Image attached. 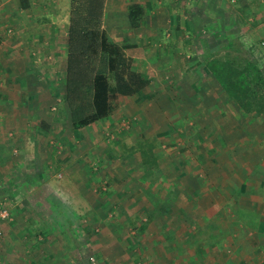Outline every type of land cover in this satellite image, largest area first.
Listing matches in <instances>:
<instances>
[{
  "label": "rangeland",
  "instance_id": "374dc122",
  "mask_svg": "<svg viewBox=\"0 0 264 264\" xmlns=\"http://www.w3.org/2000/svg\"><path fill=\"white\" fill-rule=\"evenodd\" d=\"M173 1L166 5L173 20L165 13L159 18L168 26L170 21L179 26L165 27V35L176 41L183 36L192 47L181 50L179 43L176 57L163 56V65L159 59L151 65V88H161L159 94L151 92L144 100L148 103L139 109L123 99L124 112L115 109L113 124L105 118L78 131L69 111L60 113L63 102L55 99L50 105L52 115L57 111L53 127L43 122L49 114L42 107L32 126L34 138L17 146L8 134L7 146H0V213L6 209L9 214L0 217V264H256L264 260V115L244 113L203 67L211 54L226 51L223 46L231 38L237 45L243 43L264 68V0H193L192 8L183 5L186 0L176 6ZM157 28L150 33L156 35ZM195 82L203 88H195ZM183 112L189 121L176 129L178 122L172 118ZM130 116L145 118L144 131L140 122L137 125L139 120L129 123ZM195 121L202 127H195ZM182 132L183 139L194 133L201 147L186 150L188 155L175 153L184 147L178 140ZM201 132L206 134L200 137ZM141 139L153 144L146 147L156 152L155 160L151 156L154 170L142 164ZM178 156L198 164V178L188 186L191 182L184 177L187 186L176 188L174 200L160 194L156 167L171 165ZM173 172L161 171L171 178ZM77 174L78 184L71 180ZM242 208L256 210L258 217L237 219V209Z\"/></svg>",
  "mask_w": 264,
  "mask_h": 264
},
{
  "label": "crops",
  "instance_id": "0c3cea01",
  "mask_svg": "<svg viewBox=\"0 0 264 264\" xmlns=\"http://www.w3.org/2000/svg\"><path fill=\"white\" fill-rule=\"evenodd\" d=\"M71 1L72 0H0V146H7L5 140L8 139V134L13 136V141L17 146H21L22 142L26 144V138H34L32 129H34L33 127L39 120V110H42V107L43 110L45 109V111H48L47 114H49L42 118L43 122L50 126L53 120L57 119L55 118L57 111L55 115H52L50 112V110L53 109H50V105L54 103L55 99L63 102L61 104L60 113H63L64 110L68 112L67 104L64 100V81L68 55L67 47L69 40ZM130 3H140L145 10V18L140 27L133 28L130 24L128 11V5ZM167 3V0H106L105 2L103 27L106 30L109 41L120 48L126 57L131 59V70L139 73L142 78L147 81L142 88L132 94H114L115 97L113 96L114 98L111 99L112 106L114 105L115 108L113 113L107 117L108 119L110 118V120L114 119L117 111L115 110L116 108L122 111L125 105L124 100L128 101V103L133 102L134 106L139 109L141 108L140 106H144V104L148 103L144 102V100L152 95L151 92L154 91V94H159L157 92L161 91V88L152 90L151 87L153 85L150 79L153 74V67H151V65L155 64L157 59H159L160 65H163L164 62L161 60L163 56L176 57V53L178 54L180 51V47L178 46L179 43L183 47L181 50H191L190 47H192V45H190V41H187L183 36H178L179 40L177 41L167 39L165 27H167L168 24L164 23V21L161 22V18H159L165 13L170 20H173L171 18L172 15L166 12L167 8L170 10L169 6L166 7ZM178 3H180V0L173 1L171 4L176 6ZM192 3H194L193 0L183 1V5H188L191 8ZM108 20H111V22L108 23ZM176 20L178 19L176 18L175 21ZM169 26H175L177 28L179 25H177L176 22L171 24L170 21ZM185 26L187 27L188 23H186ZM154 27H159L157 28L156 35L150 33V31L156 32ZM158 32L160 35H158ZM183 43L185 44L183 45ZM169 45L175 49L172 50L168 47ZM197 85L203 88L198 82H195L193 86L196 88ZM111 87H113L112 84ZM158 97L159 96H156L155 98ZM131 110L134 111V113L136 112V109ZM169 114L171 115V113ZM147 118L150 119V116H147ZM189 118L187 113L184 115V112L182 115L172 118L173 121L176 123L178 122L175 128L178 129L180 126H183V123L189 121ZM127 119L129 123L134 122V124L135 121L139 120L137 125H139L140 122L139 129L142 126L144 131L145 126L142 124V118L130 116ZM113 121L114 120H111L110 123L113 124ZM101 122L102 120L95 122V124ZM195 122H197L195 127H202L201 123H198V121ZM3 123L9 124V128H4L5 126ZM90 125L83 127L84 130ZM78 130L80 129H77V131ZM205 134L206 133H203L200 137H203ZM179 135L178 140L183 143L184 147L182 146L181 150L184 152L175 150V153L188 155L189 153L186 152V150H190L192 147H201L202 143H198L199 137L195 136L194 133L187 139L182 138V136H185L184 132ZM141 136L142 138H148L145 134ZM152 137L159 139L157 136ZM141 141H144V139H141ZM219 141L220 139L218 142ZM176 143L178 144L179 142L176 141ZM149 145L153 148L152 142H150ZM28 150L32 149L30 148ZM154 154L156 155V152ZM218 155L219 152L216 156ZM186 161H183V158L178 156L174 157V163L171 165L167 166L165 163L159 166L157 165V179L160 186L158 190L162 197L168 195L172 196L175 200L178 196L176 188L180 187L179 185H181V187L187 186L184 184L186 182L183 181L184 177L191 182L188 186L193 185V181L191 180L195 179V177L198 178L196 175L198 164L187 163ZM199 162H201V160H199ZM143 165L146 166L145 168L148 170H154L155 168L151 163ZM171 170L174 171L173 178L166 177L161 173V171ZM74 174H76L75 171ZM78 174L76 176L74 175L71 179L73 182H76V184H78L77 177L80 176H78ZM68 182L72 181L69 179ZM207 182H210V180ZM30 183L31 182L28 184L31 185ZM87 184L89 185V182ZM221 185H224V182ZM161 187L163 190H161ZM79 193V196H81V192ZM193 194L192 192L191 199L193 202H196L197 198ZM79 196L76 197V199L79 198ZM221 201H224V198H221ZM80 202L81 199L77 201L79 204ZM149 210L152 211L150 207ZM227 216L230 217L229 214ZM205 217L213 218L214 216L212 217L207 214ZM223 217L227 219L225 215H223ZM174 218H179L181 220L182 217L175 216ZM168 225L169 223L165 225L164 228L168 229Z\"/></svg>",
  "mask_w": 264,
  "mask_h": 264
},
{
  "label": "trees",
  "instance_id": "16d2710c",
  "mask_svg": "<svg viewBox=\"0 0 264 264\" xmlns=\"http://www.w3.org/2000/svg\"><path fill=\"white\" fill-rule=\"evenodd\" d=\"M105 2L71 1L64 100L76 129L109 117L115 108L112 106L115 93L132 94L147 83L139 73L131 70V59L109 41L103 27ZM128 11L131 26L140 27L145 18L142 5L130 3ZM223 47L226 50L223 54H211L206 58L204 71L214 76L244 113L263 116L264 68L250 57L243 43L237 45L229 38ZM148 145L147 140L138 144L144 164L152 163L151 156L156 158L152 148L147 149ZM258 168L263 166L259 164ZM256 212L249 208L237 209L236 217L241 221H253L258 217ZM212 229L221 233L216 226ZM256 264H264V260Z\"/></svg>",
  "mask_w": 264,
  "mask_h": 264
},
{
  "label": "built area",
  "instance_id": "2783aa9c",
  "mask_svg": "<svg viewBox=\"0 0 264 264\" xmlns=\"http://www.w3.org/2000/svg\"><path fill=\"white\" fill-rule=\"evenodd\" d=\"M0 215L2 216L3 219H6V217L9 216L8 212L6 209H3L0 213Z\"/></svg>",
  "mask_w": 264,
  "mask_h": 264
}]
</instances>
